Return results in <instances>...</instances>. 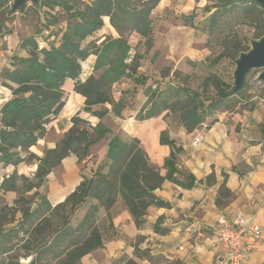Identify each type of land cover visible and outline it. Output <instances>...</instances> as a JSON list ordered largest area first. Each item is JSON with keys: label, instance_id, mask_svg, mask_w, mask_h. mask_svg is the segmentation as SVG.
<instances>
[{"label": "trees", "instance_id": "obj_1", "mask_svg": "<svg viewBox=\"0 0 264 264\" xmlns=\"http://www.w3.org/2000/svg\"><path fill=\"white\" fill-rule=\"evenodd\" d=\"M159 1L41 0L37 6L31 5L40 18L32 34L20 39L19 47L27 54L13 55L10 67L0 73L1 84L12 94L0 109V165L16 167L21 163H35L31 179L19 177L28 180L26 191L36 190L29 198L18 197L12 205L4 203L0 196V256H6L0 264H22L15 256L29 258L25 264H80L84 255L103 248L105 230L111 226V209L119 199L138 227L151 207L170 206L153 193L165 180L183 189L194 185V175L178 168L182 147L169 138L166 130L159 135L160 143L170 148L163 161L165 173L162 175L138 138L120 136L101 121L109 112L138 121L164 112L163 118L173 115L178 125L191 132L202 123H215L221 112L244 108L248 100L247 73L238 93H230L233 86L214 74L206 81L213 90L210 94L169 82L154 90L152 84H145L146 79L139 73L143 55L127 39L136 35L147 48L152 46L153 14ZM5 2L10 5L8 16L0 13V38L12 32L7 21L15 13L10 0H0V9ZM204 10L208 14L203 26L209 33L223 29L228 18L238 15L254 27L256 39L264 35V9L254 1L213 0ZM62 15H65L63 20ZM105 17L117 34L107 33L92 39L104 26ZM38 38L45 46H39ZM223 43L222 47L233 51L229 55L234 63L249 50L241 45L237 35ZM90 55L95 56L92 72L82 79L81 64ZM225 56L220 53L210 63L217 64ZM66 79H71L74 91L84 97L82 111L99 121L92 125L75 113L71 117L72 126L55 146L44 148L42 155L37 156L30 147L45 136L47 123L61 111L62 86ZM125 80L133 86L116 91L115 86ZM137 86L141 88V96L147 98L140 108L141 101L134 100ZM261 128L264 136L263 124ZM101 139H106L102 159L88 169L83 164L81 169L87 172L61 202L52 204L46 194L38 191L47 174L62 159L73 154L82 162L89 155L90 147ZM15 178L14 170L3 177L0 188L12 190ZM218 192L223 197L230 196L224 181ZM216 203L220 205L221 200L217 198ZM81 209L82 214L77 216ZM154 229L165 231L158 226ZM134 256L155 260L147 249L137 247Z\"/></svg>", "mask_w": 264, "mask_h": 264}, {"label": "crops", "instance_id": "obj_2", "mask_svg": "<svg viewBox=\"0 0 264 264\" xmlns=\"http://www.w3.org/2000/svg\"><path fill=\"white\" fill-rule=\"evenodd\" d=\"M169 3L170 0H160L156 8L167 7ZM106 26V33L117 34L108 20ZM19 42V36L13 31L0 38V73L3 68L10 67L13 55L26 56ZM94 59L95 56L90 55L82 62V79L91 74ZM73 85L71 79L65 80L61 111L47 123L45 136L30 147L37 156L42 155L44 148L55 146L72 126L71 117L76 112L92 125L99 121L82 111L84 97L74 91ZM11 96V90L1 84L0 78V109ZM107 120H114L117 126L111 127ZM135 120L131 117L124 124L111 112L101 119L116 133L121 130L127 137L138 138L149 160L160 168L162 175L165 173L163 161L170 148L160 143L159 135L166 130L169 138L182 147L178 168L192 173L195 183L183 189L165 180L153 193L168 201L170 206L151 207L138 227L119 199L111 209V226L105 230L103 248L84 255L80 264H226L225 251L217 238L216 220L222 213L229 217L240 213L261 226V238L249 240L246 264H264V136L261 128L264 100L253 102L249 108L221 112L217 121L204 130L195 128L187 132L183 126L172 127L158 116L137 120L138 124H134ZM199 131H202V139L194 145L193 139ZM101 140L106 143V139ZM81 168L75 155L65 157L47 174L38 191L46 194L52 204L61 202L81 180L84 174ZM35 169V163H21L16 167L0 165V182L14 170L19 175L27 171L33 175ZM223 181L229 197L219 195ZM217 198L221 200L220 205L216 203ZM154 226L165 231H157ZM135 247L147 249L155 260L134 256Z\"/></svg>", "mask_w": 264, "mask_h": 264}, {"label": "rangeland", "instance_id": "obj_3", "mask_svg": "<svg viewBox=\"0 0 264 264\" xmlns=\"http://www.w3.org/2000/svg\"><path fill=\"white\" fill-rule=\"evenodd\" d=\"M81 1L90 2L91 0ZM212 2L213 0H170L167 7L161 9L155 8L152 23L153 43L150 48H147L143 42H139L136 35L128 37L127 41L134 48L137 46L138 51L143 55L139 73L146 79V85L152 84V90L162 88L169 82L176 85L188 86L191 89L210 94L213 90L210 86L206 85V81L213 74L222 79L227 85H234L233 72L236 63H234L232 56L229 55L233 51L230 47H222L224 45L223 42L237 35L241 41V45L250 49L251 42L260 39L262 36L256 39L254 37V27L238 17V15L230 19L228 18L229 21H227L226 25L224 24L223 29H219L215 33H209L203 26L205 17L208 14L204 10V7L210 5ZM43 4L48 5L47 3ZM9 5L10 2H5L1 6L0 13L3 14V17L8 16L7 9ZM25 9L22 15L20 13H13L7 21L9 29L15 32L20 39L32 34L40 18L38 11L30 4ZM64 18L65 15H62L60 19L63 20ZM103 20L104 26L92 39L101 37L100 34L102 32V34H107L108 26H106V21L108 19L105 17ZM38 40L39 46H45L46 43L41 42L39 38ZM220 53H225L227 57L222 58V61L217 64H211L210 60ZM259 71V69H253L246 75L247 87L245 90L248 100L244 102V108H249L253 102L259 99L264 100V83L257 78ZM129 86L132 87L133 84L131 81L125 80L118 86H115V90L117 91ZM207 89L208 93L206 92ZM135 93L134 100L135 102L141 101L140 108L147 98L141 96L140 86H137ZM239 109H241V106ZM136 110L133 111L134 114H136ZM163 114L164 112L158 117L165 123L172 127L178 125L175 116L169 115L167 118H163ZM130 118L124 117L119 119L123 120L124 124H126ZM107 123L111 127L117 126L114 120H107ZM134 124H138V121L135 120ZM81 125L87 126V124ZM118 134L127 137L122 134L121 130ZM104 145L105 140L94 143L89 149L87 158L82 160V162H78L80 166L82 167L85 164L87 169L88 167L95 166L103 157L105 151ZM34 150L37 151L38 147L35 146ZM27 172L23 175L27 176L29 180L32 175L29 171ZM84 172H87V170L84 169ZM19 176L16 173L12 190L0 188V196L3 198L4 203L8 205H12L13 201L18 197L29 198L32 196V192H34L33 190H25L29 182ZM82 212L83 209L79 210L77 216H80ZM5 257L0 256V260ZM15 257L22 264H25L29 260L26 256Z\"/></svg>", "mask_w": 264, "mask_h": 264}, {"label": "built area", "instance_id": "obj_4", "mask_svg": "<svg viewBox=\"0 0 264 264\" xmlns=\"http://www.w3.org/2000/svg\"><path fill=\"white\" fill-rule=\"evenodd\" d=\"M208 127L202 123L198 128L204 130ZM202 139V131H199L194 139L196 145ZM217 238L226 254V264H246L249 248V240H259L262 235L261 226L251 218L240 213L232 216L219 214L216 220Z\"/></svg>", "mask_w": 264, "mask_h": 264}, {"label": "water", "instance_id": "obj_5", "mask_svg": "<svg viewBox=\"0 0 264 264\" xmlns=\"http://www.w3.org/2000/svg\"><path fill=\"white\" fill-rule=\"evenodd\" d=\"M11 10L15 13L22 12L27 5L37 6L41 0H10ZM264 9V0H251ZM259 69L257 78L264 83V36L251 42V48L243 52L236 60L233 72L234 85L230 93L241 91L246 73L250 70Z\"/></svg>", "mask_w": 264, "mask_h": 264}]
</instances>
